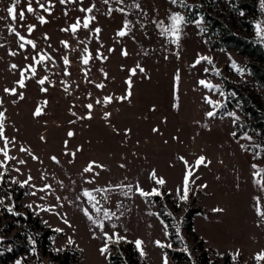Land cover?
<instances>
[{
	"label": "rangeland",
	"instance_id": "1",
	"mask_svg": "<svg viewBox=\"0 0 264 264\" xmlns=\"http://www.w3.org/2000/svg\"><path fill=\"white\" fill-rule=\"evenodd\" d=\"M184 2L0 0V149L9 157L0 152V260L12 238L31 241L7 223L15 222L14 196L24 189L20 208L53 229L49 248H69L70 259L78 250L80 264H112L111 245L120 241L146 264H176L167 246L187 249L191 259L182 264H264L256 259L264 253V183L256 182L264 177V129L247 108L264 114V37L256 30L264 29V0ZM13 6L15 19L7 11ZM174 13L186 21L175 35L164 31ZM228 32L256 47L223 40ZM201 57L209 59L196 63ZM199 157L205 160L196 166ZM38 247L9 264H59Z\"/></svg>",
	"mask_w": 264,
	"mask_h": 264
},
{
	"label": "trees",
	"instance_id": "2",
	"mask_svg": "<svg viewBox=\"0 0 264 264\" xmlns=\"http://www.w3.org/2000/svg\"><path fill=\"white\" fill-rule=\"evenodd\" d=\"M227 42L233 45H241L247 49H254L256 47V42L254 40L241 36L239 34L228 32L225 37L222 38ZM248 112L253 114L254 116H262L261 126L264 129V114L262 112L256 111L252 109V106H248ZM1 186L3 187V192L5 194L11 195L10 189H8L4 182H2ZM24 189L19 190L14 198L18 200L17 203V213L10 212L11 215L14 217V223L12 221H8V224H11V227L15 225H20L19 229L15 233L16 236H20L24 239H29L31 241H20L14 240L13 238L10 240L13 243L11 249L7 250L5 256H2L0 260V264H9V261L16 257L19 253H26L29 252L31 247H36V251L33 252L36 254L39 250L38 245L42 247L45 253H49L51 257L58 261L59 264H70V261H76L80 264V260L78 258V250H74V257L70 259L69 248H66L62 251L54 252L49 248L50 246V236L53 232V229L48 226H44L43 221H41L40 217L35 214L33 211L28 209L27 207H21L22 202L21 198L23 195ZM163 207L165 205L161 203ZM161 215L164 219L168 222L169 231L173 229V225L165 216V213L162 211ZM4 217V216H3ZM170 239L173 237V233L169 232ZM112 251L110 253V260L112 264H146L145 261L139 260L133 245L129 241H120L116 244L111 245ZM167 250L169 251L170 255L176 259V264H182V262L190 261V254L185 248H173L171 246H167ZM38 259V258H37ZM26 264H40L37 261H32L29 258H26ZM220 264H229L228 260L225 259ZM236 264H245L240 260L236 261Z\"/></svg>",
	"mask_w": 264,
	"mask_h": 264
},
{
	"label": "snow or ice",
	"instance_id": "3",
	"mask_svg": "<svg viewBox=\"0 0 264 264\" xmlns=\"http://www.w3.org/2000/svg\"><path fill=\"white\" fill-rule=\"evenodd\" d=\"M17 2H18V0H17ZM172 2H173V3H177V2H179L182 6L187 7V5L185 4L184 0H172ZM41 6H43V5H41ZM7 11L9 12V14H11V15L13 16V19H15V10H14V6L8 8ZM28 11H29V12L33 11V9L31 8V5H30V4H29V7H28ZM89 11H90V9H89ZM20 15H21V18H23V13H21ZM41 19H42V18H41ZM171 20H172V22H173L171 28H170V29H165L164 31H170L172 34L175 35V34H177V33L179 32V27H180L181 23L186 22V21H185V17H184V16H181L179 13H174V14L171 16ZM42 22H43V20H42ZM78 26H79V23L72 25V26H71L72 31L75 32L76 29L78 28ZM83 26H84L85 28L88 27V21H87V20L84 22V25H83ZM28 30H29V32H31V31H32V26H29V29H28ZM65 30H67V29H65ZM256 30H257V34H258V35L264 37V29H262V28L260 27V25H257ZM13 31H14V29H13ZM97 31H99V29H97ZM17 35H19V33H17ZM119 35L123 36V35H125V32H124V31H121V32L119 33ZM20 39H21V40H24V37L21 36ZM27 43L32 44V46L35 47V45H34V43H33L32 41H27ZM63 43L65 44V47H67V42H63ZM20 47L23 48V47H24V44H21ZM85 51H87V49H85ZM40 59H41V60H44V59H50V57L41 56ZM88 59H89V57H88V56H85V57L83 58V63H84V64H87V63H88ZM201 59L207 60V59H209V58H207V57H201L200 59H198V60L196 61V63H200V60H201ZM209 62H211V61L209 60ZM64 63H65V64H68V63H69L67 57H64ZM12 67H16V66L13 65ZM29 67L32 68L31 65H30ZM233 67H235V64H233ZM32 70H33V72H34V68H33ZM132 71H133V73L135 72L134 69H133ZM18 83L20 84L21 87H23V80L19 81ZM39 83L43 84V83H44V80L39 81ZM129 83H130V81H129ZM200 83H201L202 85H204L205 87H213L212 85H210L209 83H207L206 81H203V80H201ZM97 87H103V85H97ZM5 91H6V92H9L10 94H16V89H15V88H13V89H7V88H6ZM122 99H123V98H122ZM110 100H111V97H105L104 102H105V103H108V102H110ZM99 102H100V101L98 100L97 103H99ZM208 102H209V103H214V106H219V105H218V102H213V101H211V100H209ZM87 107H88L89 109H91L92 105H87ZM36 114H37V115L40 114V110H39V109H37ZM3 115H4L3 113H0V138L3 137V124H2ZM207 115H208L209 117H211V116L215 115V113H214V112H208ZM229 115H233V114H232V113H229ZM69 135L71 136L72 133L70 132ZM233 135H235V133H233ZM249 139H250V137H249ZM5 146H7V139H6V138H5ZM22 150H23V149H22ZM0 152H3V153H4V156H5L6 159L9 158V157H8V153H7V151H6V147H5V149H0ZM52 159L55 160L56 158L53 157ZM180 159H183V157H180ZM204 160H205L204 157H199V158L196 160V166H199L201 163L204 162ZM21 163H23V161H21ZM93 163H94V162H93ZM93 163H90L89 166L86 167V168L84 169V171H85V172H90V171H92ZM185 165H186V167L188 166V162H187V161H185ZM0 166H2V164H0ZM253 167H255V165H253ZM17 171H18V170H17ZM261 171H264V170H261ZM3 175H4V173H0V180L3 179ZM191 175H192L191 168H188V171L186 172V174H185V176H184L183 195L180 196V199H181V200H186V199H187V195H188V191H189V189H188V183H189V177H190ZM254 175H255V176H258V175H260V172H256V173H254ZM152 178H153V179H156V175H155L154 172H153V174H152ZM29 179H31V178L29 177ZM256 182H257V183H264V177H262L261 180H257ZM23 183H24V184H27L28 181L25 180ZM156 183H158V184H164V180H163V179H156ZM46 187H47V186H46ZM138 190L140 191V194H141V195H150L149 193H145L142 189H138ZM96 191H101V190H100V189H97ZM154 191H155V190H154ZM177 191L179 192L180 190L178 189ZM155 194H159V193H155ZM84 195H85L86 197H88L89 202H92V203H93V207L96 209V212L99 213V212L101 211V209H100L99 207H97L98 201H96L95 196L92 194V192H89L88 190H85V191H84ZM0 203H3V201H0ZM29 207H31V206L29 205ZM8 210L11 211L12 209L9 208ZM216 211H219V209H216ZM85 212H86V214H87V210H85ZM258 213H259L260 215L264 216V212H259V210H258ZM111 215H114V213L111 214ZM91 218H92V217L89 216V219H91ZM104 218H105V219H109V218H110V214H109V212H108L107 210H104ZM94 222L97 223L101 228H103V222H102V221H100L99 219H97V220L94 221ZM57 231H59V230H57ZM104 235L108 238V240H111V239H112V237L108 236V233H104ZM118 239H122V237H118ZM71 242H72V241L69 240V243H71ZM156 243H157L158 245H160L161 247H164V245L160 244L159 241H157ZM141 244H142L141 241H139V240L136 241V245H137L138 248L140 247ZM105 251H107V245L105 246V248L101 249V252H102V253L105 252ZM256 259H257V261L264 259V253H262V254H258L257 257H256Z\"/></svg>",
	"mask_w": 264,
	"mask_h": 264
}]
</instances>
